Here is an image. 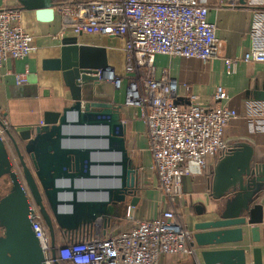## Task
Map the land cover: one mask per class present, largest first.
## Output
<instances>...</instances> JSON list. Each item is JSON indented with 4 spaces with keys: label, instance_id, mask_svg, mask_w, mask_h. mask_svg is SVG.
Returning <instances> with one entry per match:
<instances>
[{
    "label": "water",
    "instance_id": "obj_1",
    "mask_svg": "<svg viewBox=\"0 0 264 264\" xmlns=\"http://www.w3.org/2000/svg\"><path fill=\"white\" fill-rule=\"evenodd\" d=\"M17 2L21 10L34 12L38 21H52V0ZM78 36L61 39L58 56L41 65L44 72L60 74L71 103L60 111H44L41 124L17 133L24 155L5 131L20 174L0 135V186L7 187L0 196V264H44L29 218V195L40 208L52 244L55 229L78 233L97 222L105 229L122 207L128 211L138 203L137 167L126 143L121 106L95 94L99 82L94 75L109 68L107 51L80 44ZM81 181L109 185L79 186ZM208 189L209 197L222 206L213 217L193 226L201 264H262L264 208L258 201L264 193V160L257 159L247 141H228L213 165ZM41 193L50 214L42 208ZM191 264L197 263L191 260Z\"/></svg>",
    "mask_w": 264,
    "mask_h": 264
},
{
    "label": "built area",
    "instance_id": "obj_2",
    "mask_svg": "<svg viewBox=\"0 0 264 264\" xmlns=\"http://www.w3.org/2000/svg\"><path fill=\"white\" fill-rule=\"evenodd\" d=\"M53 11L61 18L60 38L71 30L75 36L124 41L123 75L109 66L94 76L98 82L123 90L124 105L135 109L134 118L145 125L150 168L165 208L150 220L134 219L127 212L124 230L101 232L92 226L78 233L59 234L58 243L54 238L52 244L38 206L29 195V218L44 264H160L164 255L196 261L193 231L179 221L176 204L184 198L183 180L208 171L226 151L225 130L234 115L222 105L225 94L219 91L207 107L176 105L178 82L166 68L157 76L155 58L178 57L204 64L220 58L222 42L215 25L207 20L208 8L197 0H72L53 7ZM32 40L22 27L21 9L0 7V70L7 61L28 58ZM248 58L264 64V37L250 47ZM222 61L226 74L236 72L237 60ZM16 78L26 83L24 76ZM0 122V135L20 174L5 134L8 124L3 119ZM23 182L21 179L24 187Z\"/></svg>",
    "mask_w": 264,
    "mask_h": 264
},
{
    "label": "crops",
    "instance_id": "obj_3",
    "mask_svg": "<svg viewBox=\"0 0 264 264\" xmlns=\"http://www.w3.org/2000/svg\"><path fill=\"white\" fill-rule=\"evenodd\" d=\"M63 1L67 0H52L53 6ZM197 1L208 8L207 20L216 27V35L222 42L220 58L204 64L200 60L156 56L157 76L162 69L169 70L170 76L178 82L175 104L181 108L190 105L207 107L216 92H223L225 100L221 103L234 115L225 130L226 140L229 143L247 141L255 149L257 159L264 160V64L251 62L248 58L250 47L259 44L260 38L264 37V0H242L243 3L240 0H226L223 5L219 3L220 0ZM231 3L234 6H230ZM0 7L20 9L17 0H0ZM21 11L22 27L33 38L31 55L24 60L7 61L0 70V118L16 134L41 124L44 111H60L71 103L60 74L44 72L41 65L44 59L58 56L61 39L75 36L66 32L62 38L58 37L61 18L56 13L52 21L40 22L34 12ZM78 42L105 48L108 65L116 74L123 75L122 39L79 35ZM223 58L237 60L234 74H226ZM16 76H24L26 83H19ZM186 87L188 90H185ZM95 94L121 106L122 120L129 124L127 131L132 138L131 147L138 150L144 170L141 179L143 189L136 195L139 199L137 205L128 211L122 207L120 216L107 228L102 227L104 232L111 229L119 231L127 228V212L134 219L150 220L164 210L165 204L157 190L155 173L150 168L152 157L147 148L145 125L134 118L136 110L126 107L123 90H116L109 83L99 82ZM213 165L202 174L185 178L182 183L184 198L176 204L178 218L192 231L196 222L213 217L222 206L221 201H213L209 197ZM258 202L264 208V193ZM198 210L203 213L199 214ZM198 253L196 247L195 262L201 264ZM193 259L164 255L160 264H191Z\"/></svg>",
    "mask_w": 264,
    "mask_h": 264
},
{
    "label": "rangeland",
    "instance_id": "obj_4",
    "mask_svg": "<svg viewBox=\"0 0 264 264\" xmlns=\"http://www.w3.org/2000/svg\"><path fill=\"white\" fill-rule=\"evenodd\" d=\"M67 32H71V30H68ZM126 126H128V128H129V124L128 123L126 124ZM126 143H127L128 147H130L129 148L130 156H131V158L134 161L135 167H137L136 172H137V184H138L137 185L138 186L137 194H138L140 192V190L143 189V184L141 182V179H142V175H143L144 170H143V168L141 167V164H140V159H139L140 155L138 153V150H136L133 147H131V145H132V138L130 137L128 131H127V134H126ZM12 154L14 156L13 148H12ZM6 188L7 187L4 186V185H1L0 186V195H2L6 191ZM93 227L96 228V229H98V230H100L101 232L104 230L102 228L103 226H102V223L101 222L100 223L99 222L94 223L93 224Z\"/></svg>",
    "mask_w": 264,
    "mask_h": 264
},
{
    "label": "trees",
    "instance_id": "obj_5",
    "mask_svg": "<svg viewBox=\"0 0 264 264\" xmlns=\"http://www.w3.org/2000/svg\"><path fill=\"white\" fill-rule=\"evenodd\" d=\"M72 0H67V1H63V2H57L56 4H54V7L58 6V5H61V4H66L67 2H70ZM8 134H10L12 136V138L16 141L17 145H18V148L20 149V151L22 152V154L24 155L23 153V143L18 139V136L17 134L13 131V130H8ZM13 144H12V148H13ZM13 152L15 154V151H14V148H13ZM16 156V154H15ZM28 157L27 156H24V159L27 161V164H28ZM59 235L56 233V230L54 231V238H55V242H57V237ZM60 264V263H59Z\"/></svg>",
    "mask_w": 264,
    "mask_h": 264
},
{
    "label": "bare ground",
    "instance_id": "obj_6",
    "mask_svg": "<svg viewBox=\"0 0 264 264\" xmlns=\"http://www.w3.org/2000/svg\"><path fill=\"white\" fill-rule=\"evenodd\" d=\"M97 130L96 129H89L87 130V132H96ZM98 173H103V172H106V171H111L112 173H114V170L113 169H97L96 170ZM106 185H109L108 183H105V182H97V181H81L79 183V186H106ZM84 198H90V196L88 195H84L83 196ZM63 198V197H62Z\"/></svg>",
    "mask_w": 264,
    "mask_h": 264
},
{
    "label": "flooded vegetation",
    "instance_id": "obj_7",
    "mask_svg": "<svg viewBox=\"0 0 264 264\" xmlns=\"http://www.w3.org/2000/svg\"><path fill=\"white\" fill-rule=\"evenodd\" d=\"M9 130V129H8ZM1 196V195H0ZM40 202H41V205H42V208H43V210H45L48 214H50V208H49V205H48V203L46 202V199H45V197H44V195H42V193H41V200H40ZM39 209V212H40V208H38ZM41 218H42V220H43V222L45 223V220H44V218H43V216L41 215ZM56 230V233L59 235V234H62V235H68L69 233L68 232H65V231H61V230H59V229H55ZM1 236H3V229H1L0 228V237Z\"/></svg>",
    "mask_w": 264,
    "mask_h": 264
}]
</instances>
